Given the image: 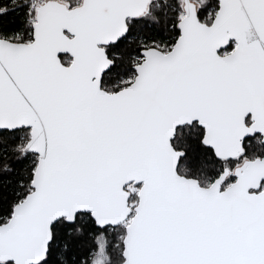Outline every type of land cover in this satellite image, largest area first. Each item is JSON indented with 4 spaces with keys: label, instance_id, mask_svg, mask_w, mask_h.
Instances as JSON below:
<instances>
[{
    "label": "snow or ice",
    "instance_id": "obj_1",
    "mask_svg": "<svg viewBox=\"0 0 264 264\" xmlns=\"http://www.w3.org/2000/svg\"><path fill=\"white\" fill-rule=\"evenodd\" d=\"M0 264H264V0H0Z\"/></svg>",
    "mask_w": 264,
    "mask_h": 264
}]
</instances>
